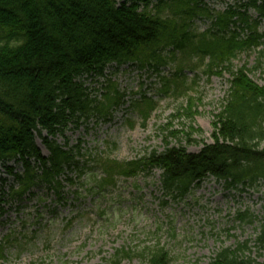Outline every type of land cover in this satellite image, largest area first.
<instances>
[{
	"label": "trees",
	"instance_id": "16d2710c",
	"mask_svg": "<svg viewBox=\"0 0 264 264\" xmlns=\"http://www.w3.org/2000/svg\"><path fill=\"white\" fill-rule=\"evenodd\" d=\"M263 21L264 0L211 5L208 0H0V168L7 174L0 178V214L6 213L4 203L26 205L35 190L63 201L67 184L76 185V177L96 169L104 175L95 180L101 188L116 185L115 177L158 169L161 188L173 199H184L210 177L229 189L256 187L264 181V85L249 73L264 58ZM252 51L258 54L252 68L235 64L240 54ZM112 65L116 71L131 65L156 75L162 96L184 95L188 71L228 72L230 86L214 116L212 142L189 152L179 134L197 142L192 134L201 130L191 123L190 131L170 130L168 136L178 142L166 136L162 151L124 162L92 158L87 166L77 158L81 141L63 146L56 138L65 137L71 124L77 129L90 119L107 121L127 103L126 91L106 76ZM165 68L172 72L163 74ZM100 77H107L101 88L85 85ZM147 92H131L129 101L143 124L158 107ZM183 113L193 119L192 97ZM236 218L259 221L255 238L221 246L207 264H264V214L258 218L246 211ZM117 253L116 263L129 256ZM133 253L140 264L171 263L159 242ZM0 260H6L4 242Z\"/></svg>",
	"mask_w": 264,
	"mask_h": 264
},
{
	"label": "rangeland",
	"instance_id": "374dc122",
	"mask_svg": "<svg viewBox=\"0 0 264 264\" xmlns=\"http://www.w3.org/2000/svg\"><path fill=\"white\" fill-rule=\"evenodd\" d=\"M260 28L264 30V21ZM257 57V51L242 53L235 64L246 63L252 68ZM106 72L126 91L128 101L131 92L146 89L158 107L144 124L138 113L127 110V105L124 111L115 112L110 122L92 119L79 129L69 130L71 142L79 137L84 141V155L80 157L87 166H92L95 158L124 162L152 150L162 151L170 130L187 132L191 123L201 130L192 134L197 142L188 143L185 134H179L189 152H198L204 142H212L214 116L221 110L230 86L228 72L222 76L206 74L203 69L186 72L184 88L189 89L181 96H162L157 92V76L131 65L118 71L110 66ZM171 72V68L163 70V74ZM249 76L264 85V58L261 67ZM93 80L86 85L101 88L106 84L103 78ZM188 97L193 98V119L183 113ZM168 140L178 142L169 136ZM59 142L63 143V138ZM37 143L47 153L39 138ZM160 174L157 169L135 177L119 176L115 177L116 185L101 188L95 180L104 175L96 169L77 177L76 185L66 186L63 201L56 200L51 192L36 190L37 196L24 206L4 203L0 238L5 236L6 260L0 263L140 264L133 252L159 242L170 252V264H207L221 246L255 238L259 221L242 222L236 216L246 211L258 218L263 216L264 181L240 190L226 188L210 177L184 199H173L164 194ZM117 250L129 251V256L116 263L121 256Z\"/></svg>",
	"mask_w": 264,
	"mask_h": 264
}]
</instances>
